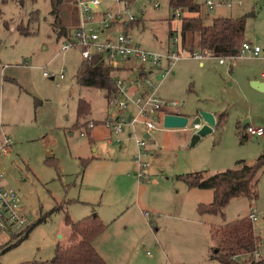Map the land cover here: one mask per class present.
<instances>
[{
    "label": "rangeland",
    "instance_id": "1",
    "mask_svg": "<svg viewBox=\"0 0 264 264\" xmlns=\"http://www.w3.org/2000/svg\"><path fill=\"white\" fill-rule=\"evenodd\" d=\"M20 1L1 3L0 173L4 185L17 190L27 226L23 232H0V264H55L57 246L64 248L74 242L72 229L65 222L67 215L78 221L93 208L97 214L105 211L111 216L115 200H119L122 214L127 212L144 224L137 226L128 239L127 264H220L209 257V251L219 242L213 236L215 230L252 211L257 214L252 220L255 231L261 236L255 257L264 258V165L257 172V197L235 196L223 209L224 216L198 215L196 206L201 201L194 191L187 194V183L179 176L191 172L212 175L252 164L264 155V135L253 136L247 131L249 125L264 128V91L252 86L254 80L264 81V59L251 55L224 57L221 64L220 57L198 59L183 50L167 75L166 62L161 69L155 68L150 78L158 87V95L177 102V111L190 120L185 128L155 131L154 139L147 142L146 179L139 180L134 175L138 168L133 160L136 141L133 136L125 137L127 128L121 135L109 128L112 140L95 142L89 141L87 133L79 132L80 123L68 130L76 119L79 98L90 102L89 119L98 122L112 105L106 100L105 90L78 83L77 68L83 56L79 48L61 50L64 38L57 34L59 25L54 22L51 1L23 0V5ZM214 1L218 4L212 10L205 5L207 18L219 13H254L248 18L244 41L264 48V0H231V8L225 4L228 0ZM238 1L243 3L239 5ZM161 4L154 8L150 0H134L129 4L132 12L127 13L116 0H103L94 11L120 10L117 21H127L125 29L135 43L168 54L178 36L180 20L172 17L168 0ZM75 8V0L62 6L68 35L77 26L70 29ZM36 10L38 18L29 21ZM131 15L138 20L129 21ZM19 26L30 34H22ZM101 37L105 38L103 34ZM62 70L64 78L52 79L44 74L59 75ZM136 73L133 70L129 75ZM201 110L214 113L216 124L192 143L199 130L193 119ZM5 140H9L7 145ZM211 191L203 188L200 193ZM121 223L119 220L105 236L109 264H125Z\"/></svg>",
    "mask_w": 264,
    "mask_h": 264
},
{
    "label": "trees",
    "instance_id": "2",
    "mask_svg": "<svg viewBox=\"0 0 264 264\" xmlns=\"http://www.w3.org/2000/svg\"><path fill=\"white\" fill-rule=\"evenodd\" d=\"M3 1L6 2L7 0H0V17L3 13L1 9ZM50 1L52 12L55 15L54 22L59 25L58 36L69 37V25L61 17V11L62 6L71 0ZM20 2L23 5V0ZM168 4L173 11L172 17H178L180 20L178 35L180 36L182 51L185 50L191 55L200 52L213 57H230V55L240 53L241 46L245 42L248 18L254 16V13L207 18L204 15L206 4L202 0H168ZM38 16L39 11H33L29 21L36 20ZM78 22L79 10L75 8L70 29L78 26ZM18 29L22 34H30L21 26ZM173 31L171 30L169 35H172ZM77 69L76 79L78 83L85 87L93 86L105 90L107 100L111 97L112 92L117 89L114 76L116 69L104 59L102 53L94 52L90 59L83 57ZM78 101L77 123L81 124L80 127L85 126L82 130H86L90 123L91 104L83 98H79ZM83 160L86 163L90 161V159ZM263 165L264 155H261L252 164L218 171L212 175L191 172L179 176L185 179L189 187L208 188L214 191L213 199L210 202L197 205L199 214L218 215L220 213L224 216L223 209L235 196L257 197L256 177L258 170ZM252 220L249 215L236 219L234 222L221 224L213 235L219 238V242L211 252V260L220 264H264V258L255 257V253H258L261 236L255 231ZM65 222L72 229L74 242L64 248L60 244L57 246L54 257L55 264H109L95 246V239L107 230L108 223L103 221L97 213L85 216L78 221H73L67 215Z\"/></svg>",
    "mask_w": 264,
    "mask_h": 264
},
{
    "label": "built area",
    "instance_id": "3",
    "mask_svg": "<svg viewBox=\"0 0 264 264\" xmlns=\"http://www.w3.org/2000/svg\"><path fill=\"white\" fill-rule=\"evenodd\" d=\"M134 0H116L117 3L125 6V12L131 13L132 9L129 4ZM162 0H150V4L154 8L161 7ZM79 10V25L74 28L69 37H65L61 46V50L67 51L79 48L80 53L86 59L92 58L94 52L102 53L104 59L113 67H117L124 60H131L134 64L131 66L137 70L136 76L129 78L124 75L115 76V84L117 89L112 92L108 99L112 105L109 112L110 117L107 119V125L116 135L124 132L125 128L130 130L131 136L135 138L137 150L134 154V160L138 164L135 176L138 179H144L149 161L146 159L149 155V147L147 142L152 138L153 133L163 128V119L167 113H177V102H171L158 95V87L151 80V74L155 68L161 69L163 62H166L167 69L164 75L170 73L172 65L183 55L180 47L179 35L174 39V47H169L168 54H164L154 50L145 49L141 44L135 43L129 31L124 28L117 33H110L112 23L122 13L105 11L97 13L94 10L99 9L102 0H75ZM211 10L216 3L214 0H205L204 2ZM229 5L232 2L229 1ZM99 14L100 18H97ZM138 17L131 15L129 21H135ZM127 21L125 19H122ZM122 21V22H123ZM124 24V25H125ZM100 25V26H98ZM98 26V27H97ZM104 35L102 39L101 35ZM204 53H195V57L201 58L207 56ZM251 55L254 57L264 58V48L254 45L252 42L245 41L241 46L238 55H230L227 58H235L237 56ZM210 56V55H208ZM224 57L219 58V62L223 63ZM45 75L51 78H64L65 72L62 70L59 75L48 71ZM115 107V110H114ZM94 121L89 126L94 125ZM248 133L253 136L264 135V128L249 125ZM82 134L85 132L82 131ZM149 134L147 138L145 135ZM9 140H5V145ZM3 174L0 173V232L17 233L26 228V217L23 210V204L17 190L4 185ZM148 213L146 212V215ZM250 218L255 220L257 214L252 211Z\"/></svg>",
    "mask_w": 264,
    "mask_h": 264
},
{
    "label": "crops",
    "instance_id": "4",
    "mask_svg": "<svg viewBox=\"0 0 264 264\" xmlns=\"http://www.w3.org/2000/svg\"><path fill=\"white\" fill-rule=\"evenodd\" d=\"M229 1L230 2H232L231 0H228L227 2H225V4H226V6L229 8H231L232 6H233V4H234V2H232V5H229ZM162 2V1H161ZM205 2V1H204ZM239 2V5H241L243 2H241V1H238ZM102 3H103V0H102ZM217 3V2H216ZM222 4H224V3H222ZM99 14L100 13H102V12H98ZM142 13L143 14H145V10H143L142 11ZM214 16H227V17H229V16H233L232 14H229V15H224V14H222V13H219V14H217V15H214ZM212 18V17H211ZM121 24H122V21L120 20V21H117V19L115 20V22H114V25H112V32H110V33H115V31H116V29H118L119 28V31H120V29H122V28H124L125 26H126V24L125 25H123L122 27H121ZM180 24V23H179ZM179 27H180V25H179ZM246 36V35H245ZM245 39H246V37H245ZM188 54H190V53H188ZM189 56H193V57H195L194 55H189ZM197 58V57H196ZM200 58V57H199ZM198 58V59H199ZM264 59V58H263ZM220 63V62H219ZM223 63H225V61L223 62ZM223 63H221V64H223ZM134 64L131 62V60H124V61H122V63L120 64V65H118L117 67H113V68H115L116 69V71H115V73H114V76H121V75H124V76H126V77H129V78H132V77H135L136 75H129L130 73L132 74L133 73V68H131V66H133ZM154 72V71H153ZM153 74V73H152ZM262 75L264 76V71L262 72ZM53 79V78H52ZM106 100H107V98H106ZM110 110L111 109H108L107 110V112H106V116L104 117V119L102 120V121H97V120H94V119H89V122H92V121H94L95 122V124L92 126V127H90V126H88L89 128L88 129H86V130H82L84 127H78L77 129L79 130V132H81L82 133V131L83 132H85V133H87L88 134V136H89V141L90 142H92V141H105L106 139L107 140H112L111 139V131H109V126L107 125V119L110 117V115H109V112H110ZM179 111V113H181L180 112V110H178ZM90 113H91V109H90ZM181 114H183V113H181ZM90 115V114H89ZM184 115V114H183ZM77 113H76V119H75V121H74V123L71 125V126H69V127H67L68 128V130L70 129V128H72V129H76V128H74L75 126H76V123H77ZM164 126V125H163ZM128 130V129H127ZM159 130H170V129H168V128H165V127H163V128H159V129H157L156 131H159ZM110 133V134H109ZM155 133V132H154ZM154 133H153V135H152V138L151 139H149L150 141L151 140H153L154 139ZM74 134V132L72 131V133H71V135H73ZM121 135V134H120ZM149 135V134H148ZM132 137L131 136V134H130V130H128V132H127V134H126V136L125 137ZM119 140V137L117 138V142L118 143H121L122 142V140H120V141H118ZM120 146H121V148H123V146H122V143L120 144ZM93 149L95 150L96 148L93 146ZM50 154H52V153H50ZM135 154V153H134ZM134 154H133V160H134ZM84 159V158H83ZM118 161H120V160H118ZM90 163V162H89ZM118 167H119V162H118V165H117ZM136 172V171H135ZM135 172H134V175H135ZM146 177V176H145ZM146 179V178H145ZM205 189V188H204ZM194 191V192H192V193H195V195H197V197H198V201H201L200 203H203V202H205V203H207L208 201L210 202L212 199H213V195H214V191L212 192H210V193H203V194H205V195H203V194H201L200 192H202L203 191V189H199V188H192V187H189L188 186V184H187V194L189 195L190 194V191ZM199 190V191H198ZM202 196V197H201ZM204 196H207L208 198H204ZM212 198V199H211ZM211 199V200H210ZM84 201H86V200H84V198H83V202ZM200 203H198V204H200ZM113 204L116 206V207H113V214L111 215V216H109V215H106V213H104L105 211H98V215L101 217V219L103 220V221H105L106 223H108V225H110L108 228H107V230L105 231V232H103L101 235H99L96 239H95V246L97 247V249H98V251L101 253V255L102 256H104L105 257V259L109 262V258H108V256H107V254L109 253V250L106 248V247H104V244H105V236L107 235H110V233H111V230L114 228V227H116L117 225V222H119V220L122 222L121 223V225H120V227L119 228H121V230L123 231V234H121V235H123V240H124V256H125V264H127V262L129 261V257L127 256V253H128V250H127V248H128V243L130 242V240H128V239H130L131 238V235H132V232L135 230V228L137 227V226H139V225H141L142 226V222H139V221H137V218L136 217H134L133 218V216L130 218V216H128V215H126L127 214V212H124L123 214H122V209L121 210H119L118 209V205H119V200H115L114 202H113ZM197 204V205H198ZM112 205V204H111ZM197 206H196V212H197V214L198 215H201V214H199L198 213V210H197ZM92 210V212H91V214H89V215H92V213L94 212V210H93V208L91 209ZM146 212L148 213L147 215H146ZM94 213H96V212H94ZM142 213L144 214V216H149V212L148 211H146V210H142ZM205 214H207V213H205ZM115 215V216H114ZM125 215H126V217H125ZM214 215V214H213ZM135 216V215H134ZM139 216H140V214H139ZM214 216H216V215H214ZM111 217H115V218H111ZM201 217H204V215H201ZM147 218V217H146ZM154 221V220H153ZM111 222V223H110ZM147 223L149 224V223H151V222H148L147 221ZM153 223V222H152ZM144 225V224H143ZM149 225H151V224H149ZM219 225V224H218ZM221 225V224H220ZM212 227V228H211ZM215 226H213V224L212 225H210V228L211 229H213ZM216 247L214 246L213 248H212V250L213 249H215ZM212 251L210 250L209 251V253H210V255H209V257H211V253ZM258 258V257H257ZM210 260H211V258H210ZM209 264H214L213 262H211V263H209Z\"/></svg>",
    "mask_w": 264,
    "mask_h": 264
},
{
    "label": "water",
    "instance_id": "5",
    "mask_svg": "<svg viewBox=\"0 0 264 264\" xmlns=\"http://www.w3.org/2000/svg\"><path fill=\"white\" fill-rule=\"evenodd\" d=\"M252 86L260 91H264V81L254 80L252 81ZM190 118L187 115L177 114V113H167L163 119V125L165 128H185L189 123ZM203 122V123H202ZM193 123L196 127H199L198 132H196L192 137V143H195L201 138V135L206 134L213 130V126L216 124V116L212 112L201 110L198 115L193 119ZM248 121L243 123L246 125ZM147 138L148 134L145 135Z\"/></svg>",
    "mask_w": 264,
    "mask_h": 264
}]
</instances>
